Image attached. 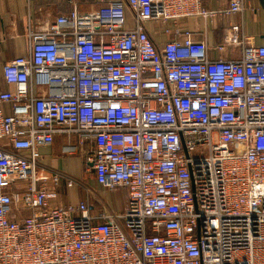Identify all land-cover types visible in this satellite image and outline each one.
I'll return each instance as SVG.
<instances>
[{
	"label": "built area",
	"instance_id": "2783aa9c",
	"mask_svg": "<svg viewBox=\"0 0 264 264\" xmlns=\"http://www.w3.org/2000/svg\"><path fill=\"white\" fill-rule=\"evenodd\" d=\"M124 4L57 17L3 65L0 264H264V46L231 25L217 49L240 57L212 61L203 37L157 47L143 27L244 0ZM57 135L92 141L97 186L127 192L121 213L52 206L39 149Z\"/></svg>",
	"mask_w": 264,
	"mask_h": 264
},
{
	"label": "crops",
	"instance_id": "0c3cea01",
	"mask_svg": "<svg viewBox=\"0 0 264 264\" xmlns=\"http://www.w3.org/2000/svg\"><path fill=\"white\" fill-rule=\"evenodd\" d=\"M201 1L204 9L211 12L223 11L229 3V0ZM109 4L125 6L124 0H0V92L12 89V86L2 81V68L8 61L28 53L29 32L46 30L57 17L68 15L72 11L86 14ZM127 15L129 28L132 26V20L128 13ZM231 25L239 26L240 35L249 44L263 47L264 0H244L241 13L229 16L215 14L214 17L182 18L175 27L170 22L161 25L150 21L144 23L143 27L157 47L173 39L180 40L183 32L189 31L194 37L205 39L210 60L221 58L231 61L240 57L242 47L225 46L222 52L217 49L222 45L223 35ZM166 29L169 30L167 34ZM47 91V88L39 87L35 88L34 93L40 95ZM5 110L8 112V108ZM68 147L73 150L66 151ZM93 148L92 141H87L84 147H80L75 136L67 139L57 135L50 146L39 149L41 172L48 178L47 187L57 193V198L51 202L52 206L75 205L88 200L92 215L103 211L117 212L115 195L112 192H104L97 186L93 164L86 160L89 150ZM69 182L74 183L72 187H67ZM13 186H20L18 189L21 191L25 184L14 183ZM29 214L28 210H20L14 212L12 217H27Z\"/></svg>",
	"mask_w": 264,
	"mask_h": 264
},
{
	"label": "rangeland",
	"instance_id": "374dc122",
	"mask_svg": "<svg viewBox=\"0 0 264 264\" xmlns=\"http://www.w3.org/2000/svg\"><path fill=\"white\" fill-rule=\"evenodd\" d=\"M115 197H116V208H117V212L116 213H121L123 211V206L124 203L126 201V192L122 191H115L112 192Z\"/></svg>",
	"mask_w": 264,
	"mask_h": 264
}]
</instances>
